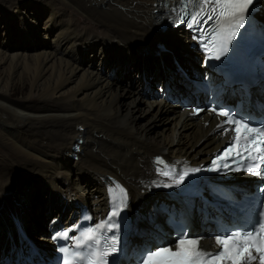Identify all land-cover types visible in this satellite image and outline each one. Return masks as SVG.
I'll list each match as a JSON object with an SVG mask.
<instances>
[{
  "label": "bare ground",
  "instance_id": "6f19581e",
  "mask_svg": "<svg viewBox=\"0 0 264 264\" xmlns=\"http://www.w3.org/2000/svg\"><path fill=\"white\" fill-rule=\"evenodd\" d=\"M59 1L112 35L101 38L93 29L82 31L72 22L60 21L55 0H48L46 16L38 9L32 14L28 9L22 14L21 8L11 13L20 3L8 8L0 5V9H8L0 31L9 38L0 42V73L8 69L0 80L5 85V89L0 87V141L21 155L25 162L19 165L41 164L25 172L5 159L0 163L10 169L0 170V214L5 218L8 211H20L31 235L41 230L46 234L45 214L56 211L57 206L64 209L60 217L64 224L84 207L105 213L108 192L115 190L109 180L113 177L126 189L121 209L129 230L127 247L138 249L159 228L162 207L182 209L178 195L158 193L165 168L177 160L205 162L222 145L210 134L214 122L204 114L203 120L191 119L168 105L163 94L145 95L142 76L151 86L161 73H171L172 59L181 61L191 73L203 72L202 58L193 50L194 37L165 26L178 11L179 0ZM258 16L264 24V6ZM19 18L33 29L16 32V36L12 27L21 29ZM42 21L62 24L53 43L40 40L46 32L40 33L36 24ZM26 35L31 37L30 45H11L12 37ZM126 36V42L120 44L117 39ZM91 39L89 50L86 41ZM9 49L16 53L10 54ZM70 57L76 58L74 62ZM17 78L30 84L32 95L38 93L42 102L58 107L34 112L11 101L10 90ZM174 87L186 88L181 76ZM160 116L165 119L162 129L156 133V141H151L149 136ZM204 122L209 126L204 127ZM185 204L192 203L186 200ZM22 214L17 213L16 219L24 229Z\"/></svg>",
  "mask_w": 264,
  "mask_h": 264
},
{
  "label": "rangeland",
  "instance_id": "374dc122",
  "mask_svg": "<svg viewBox=\"0 0 264 264\" xmlns=\"http://www.w3.org/2000/svg\"><path fill=\"white\" fill-rule=\"evenodd\" d=\"M55 1L57 2V3H55V5L57 7V10L62 15L61 18H60V21L62 20V22H65V24L69 23V22H72L74 25H76L77 28L79 27L78 30H82V31L85 30V29H91V30L93 29L94 31L92 30V33L97 35L98 37H101V38H103L104 36L112 35L109 32L104 31L100 25L91 24L89 22V20H86L84 18V16H82L81 12H79L78 10L67 6V4L66 5L63 4L59 0H55ZM47 2H48V0H45V1L44 0H0V5L5 6V7H7V6L10 7V6H14L15 4L20 3V4L16 5V6L12 7L10 12L11 13L15 12V9H20L21 8L22 14H24L27 9L31 12L30 14H32L35 11V9H38V10H40L41 13H44V10L49 7V2L48 3ZM3 3H5V4H3ZM6 3H9V4L7 5ZM31 8H32V10H31ZM4 9H6V8H4ZM7 11H8V9L5 10V11L0 9V27L4 26V21H5L4 14ZM44 15L46 16V15H49V14L48 13H44ZM35 16H36V14L32 15V17H35ZM20 19L21 18L17 19V21L19 22V25H20L21 29L19 31H17V30L15 31L14 28L12 27L13 32H15V33L19 32L20 33V32H23L26 28H28L29 30L33 29L27 22L24 23ZM9 22L12 23L11 20H9ZM36 25H38L40 33L46 32L44 37L43 36H39L40 40L45 41V42H50V43L54 42V40H55L60 28H62V24L46 25L45 21L37 23ZM13 26L16 29L15 24H13ZM17 35L18 34L16 33V36ZM8 39L9 38L7 37V33L4 30L0 31V42H2V41L8 42ZM11 39L13 40V43L11 45L15 44V47H17V48L20 46L19 44L29 43V44H26V45H30V43H31V37L29 35H26L25 37H19V38L12 37ZM127 39H128V36L123 37L122 39H117V40L119 41L120 44H124ZM92 41H93V39L86 41V45H87V47H89L88 48L89 50L91 49L90 44L92 43ZM117 46H120L121 48L123 47V45H117ZM32 48L33 49H28L30 53H33V51L35 49L34 47H32ZM76 49H78V48L76 47ZM9 50L11 51L10 54L16 53L15 49H9ZM79 54H80V50H79ZM70 59H73V62H74V60L76 58L70 57ZM117 67H118V65H117ZM7 71H8V69H4L3 71H1L0 80L4 76H6ZM26 73L27 72H25V74ZM137 75H139V73ZM137 75H134V79L135 80H137ZM0 87L2 89L3 88L5 89V85L4 84L2 86L0 85ZM10 100L13 101V102L18 103L21 107H28L31 110H33L34 112H37L39 110L42 111L44 107H47V108H49L50 106L58 107V106L54 105L51 102H42L41 95L38 94V93H34L32 95L30 84L27 83L26 81L20 80L18 78L16 79V83L14 84V88L10 90ZM164 120L165 119L163 118V116H160L159 120L156 123V128L151 132V135L149 136L151 141H156L155 135H156V133L160 132V130L162 129L161 125L164 123ZM142 121L146 122L147 120L143 119ZM33 136L38 138L35 135H33ZM1 145H3V146H1ZM4 145H5V143H2L0 141V163L5 159L8 163L15 164L16 167L18 166L21 169L24 168L23 170L25 172H28V171H30V170H32L34 168H37L38 166L41 165L39 163H38L39 165L32 164V165H25V167L19 165V163H24L25 162L24 160H21V158H22L21 155L18 156V154L16 155L15 153H12V150H10V148L7 147V146L5 147ZM3 147H5V148H3ZM3 166H4L3 164H0V170L1 171L10 170V169H8V167H6V166L3 167ZM37 177H41V176H37ZM34 181H37V180H34ZM38 181L42 182L41 180H38ZM37 186L39 187V186H41V184H37ZM45 198H46V194H44V197L43 196L41 197V201L44 202L46 200ZM6 220L10 221L9 216H6ZM44 220L47 221L46 215L44 217ZM1 221H3V218H2ZM43 226H44V224H43ZM44 230L46 231L45 227H44Z\"/></svg>",
  "mask_w": 264,
  "mask_h": 264
},
{
  "label": "snow or ice",
  "instance_id": "6c2138e0",
  "mask_svg": "<svg viewBox=\"0 0 264 264\" xmlns=\"http://www.w3.org/2000/svg\"><path fill=\"white\" fill-rule=\"evenodd\" d=\"M253 4V0H229L228 3H224V4H217V7H219L221 9L220 11V17L221 18H231L232 20L235 21V25L233 26V30L229 32V37H232L235 35V28H238L241 26V24L243 23V19H244V13L246 11L249 10V6ZM207 6V0H205V5L201 7L200 11L196 12L195 15L192 16V22L193 24L198 23V19L197 17L201 16L204 13L205 7ZM213 13H215L216 8L213 7L212 9ZM209 19H211V16H209ZM191 26V25H189ZM215 40V37H213V41ZM213 41H210L209 43H212ZM226 43H223L221 45H219L218 47H216L215 49H210L208 48V45H205V48L208 49L209 51H213L214 52V58L215 59H219L220 54H222L223 52H225L226 49ZM214 112H216L218 115L220 116H226L228 117V119H226L223 123L225 124H230V125H235V127L233 129H231V131H235L237 133L236 139L237 141L240 140V129L244 128L246 132L251 133L252 129L248 128L247 125H242L240 123L239 120H232L231 116L229 115V113L223 111V110H216L213 109ZM217 127H221L222 125H217ZM223 131H229V129H223ZM258 136H264V132H260L257 133ZM245 140H247V136H245ZM253 143H255V141H253ZM261 143H264V140L261 141ZM233 151L232 148L228 149V152L225 153V157L230 154ZM239 154V153H237ZM260 159L264 160V155H261L259 157ZM225 167H227V165H225ZM164 175H168L167 172L163 173ZM260 173H257V175H259ZM183 177H181L180 181H177V183L182 182ZM167 186V185H166ZM121 191H123L121 189ZM126 195V194H125ZM123 203L121 204V208L123 207ZM113 216L119 215V211H113L112 212ZM110 219V218H109ZM108 227L109 230L112 229V227H114L113 224H107V225H99V227L103 228V227ZM95 230H89V232L85 233V239L87 240H93L95 239ZM240 238V234L237 233L235 237H233V239H239ZM245 239H251V237H246ZM217 243H220L222 245H225V251H227V245L229 243L228 239H222L219 241H216ZM95 243L98 245L99 244V240H95ZM180 245H181V250H183V246L185 243H189V244H194L193 241H184V240H180L179 241ZM119 244V240L114 238L111 241V246L110 247H106L104 252H103V256L107 257L110 253H115L118 251L117 245ZM245 251H248L249 256H251V251L246 249ZM258 251H260V249H258ZM197 256H204V253L201 252H195L194 253ZM98 253L93 252L92 256L95 257L97 256ZM176 255V253L171 252L169 249H165L163 251L160 250H153L150 252H146L143 253L138 261V264H170V262L168 261H164V260H160L158 258L160 257H164V256H174ZM223 254L217 255L215 257H206L208 264H214L215 261H218L222 258ZM237 256H242L243 253L241 252H237L236 254ZM256 258V257H253ZM83 259V258H82ZM258 259H260L261 264H264V257H259ZM65 264H69V262H65ZM87 264H108V261L106 259H102L99 262H97L96 260L89 258ZM181 264H197L196 261H193L192 259L189 258H185ZM234 264H239V261L236 260L234 258Z\"/></svg>",
  "mask_w": 264,
  "mask_h": 264
}]
</instances>
